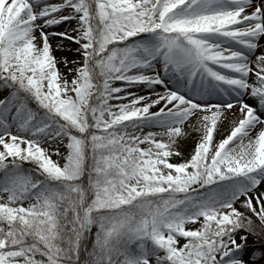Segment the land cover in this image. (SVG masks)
Segmentation results:
<instances>
[{
    "label": "snow or ice",
    "instance_id": "obj_1",
    "mask_svg": "<svg viewBox=\"0 0 264 264\" xmlns=\"http://www.w3.org/2000/svg\"><path fill=\"white\" fill-rule=\"evenodd\" d=\"M0 264H264V0H0Z\"/></svg>",
    "mask_w": 264,
    "mask_h": 264
},
{
    "label": "rangeland",
    "instance_id": "obj_2",
    "mask_svg": "<svg viewBox=\"0 0 264 264\" xmlns=\"http://www.w3.org/2000/svg\"><path fill=\"white\" fill-rule=\"evenodd\" d=\"M53 43L55 44V41H53ZM56 55L59 56V55H61V53H56ZM61 70L64 71L65 69H63V67H62ZM192 143H193L192 141H189L187 146L184 149H182V151H184V153H185V156H187L188 152L191 151ZM53 159H56V157L54 156ZM249 243L250 244L252 243L251 239H250Z\"/></svg>",
    "mask_w": 264,
    "mask_h": 264
},
{
    "label": "bare ground",
    "instance_id": "obj_3",
    "mask_svg": "<svg viewBox=\"0 0 264 264\" xmlns=\"http://www.w3.org/2000/svg\"><path fill=\"white\" fill-rule=\"evenodd\" d=\"M69 58H70V59L72 58L71 55H69Z\"/></svg>",
    "mask_w": 264,
    "mask_h": 264
},
{
    "label": "trees",
    "instance_id": "obj_4",
    "mask_svg": "<svg viewBox=\"0 0 264 264\" xmlns=\"http://www.w3.org/2000/svg\"><path fill=\"white\" fill-rule=\"evenodd\" d=\"M193 144V143H192Z\"/></svg>",
    "mask_w": 264,
    "mask_h": 264
}]
</instances>
